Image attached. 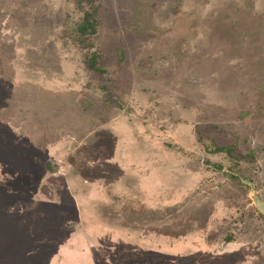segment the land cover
Instances as JSON below:
<instances>
[{
	"label": "rangeland",
	"instance_id": "1",
	"mask_svg": "<svg viewBox=\"0 0 264 264\" xmlns=\"http://www.w3.org/2000/svg\"><path fill=\"white\" fill-rule=\"evenodd\" d=\"M244 180L264 0H0V264H264Z\"/></svg>",
	"mask_w": 264,
	"mask_h": 264
},
{
	"label": "trees",
	"instance_id": "2",
	"mask_svg": "<svg viewBox=\"0 0 264 264\" xmlns=\"http://www.w3.org/2000/svg\"><path fill=\"white\" fill-rule=\"evenodd\" d=\"M90 21L85 20L83 22V24L79 27V33L81 35H85V34H89V33H91L92 35H95L96 34V31H97V23L94 20H92L91 22Z\"/></svg>",
	"mask_w": 264,
	"mask_h": 264
},
{
	"label": "water",
	"instance_id": "3",
	"mask_svg": "<svg viewBox=\"0 0 264 264\" xmlns=\"http://www.w3.org/2000/svg\"><path fill=\"white\" fill-rule=\"evenodd\" d=\"M247 184L251 187L252 190V194L250 195V198L253 201L254 206L262 215H264V202L261 200V198L255 191L254 185L251 182H247Z\"/></svg>",
	"mask_w": 264,
	"mask_h": 264
},
{
	"label": "flooded vegetation",
	"instance_id": "4",
	"mask_svg": "<svg viewBox=\"0 0 264 264\" xmlns=\"http://www.w3.org/2000/svg\"><path fill=\"white\" fill-rule=\"evenodd\" d=\"M245 182H247V180H244ZM252 183V182H251ZM253 184V183H252ZM256 191V190H255ZM257 192V191H256ZM257 194H258V192H257ZM259 195V194H258ZM260 197V196H259Z\"/></svg>",
	"mask_w": 264,
	"mask_h": 264
}]
</instances>
